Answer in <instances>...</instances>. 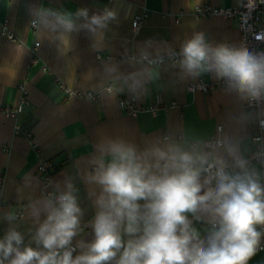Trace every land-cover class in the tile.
<instances>
[{
  "label": "crops",
  "instance_id": "1",
  "mask_svg": "<svg viewBox=\"0 0 264 264\" xmlns=\"http://www.w3.org/2000/svg\"><path fill=\"white\" fill-rule=\"evenodd\" d=\"M242 1L0 0V110L19 104L18 85L23 84L26 104L17 122L30 134V138L16 136L14 120L0 112V242L16 231L22 239L19 245L13 242L14 247L46 253L36 234L48 210L57 208L46 194L70 192L80 208L69 243L75 248L72 258L87 254L101 210L97 200L101 194L107 197L95 177L113 162L117 147L131 148L138 160L152 164L157 151L177 158L191 155L192 167L200 169V194L217 185L206 183L202 168L209 162L225 166L232 160L236 163L228 176L251 179L261 189L264 166L250 156L257 148L251 140L258 134L264 108L247 106L249 93L234 86L189 93L191 83H217L225 77L210 60L192 71L185 59L158 66L143 61L173 52L183 54L186 43L198 34L210 49L246 50L235 21L201 18L194 13L205 5L240 8ZM82 9L86 16L78 15ZM93 16L100 17L101 24H92ZM63 18L71 20V30L64 27ZM135 20L140 24L137 30L132 27ZM33 21L37 22L35 29L31 28ZM258 24L264 29V13ZM63 87L94 94L96 99L67 96ZM157 96L164 105L174 107L160 109L155 116L140 112L133 118L117 104L120 98H134L139 106L147 107ZM217 128H221L219 132ZM213 137L222 146L209 152L201 143ZM193 143L196 145L191 147ZM261 146L264 148V133ZM41 159L52 168L48 185L37 172ZM138 203L143 206L146 202ZM185 215L193 237L189 246L208 247L219 228V218L202 210ZM255 228L260 235L245 264L264 263V251L259 249L264 247V224ZM119 234L122 247L103 264H118L128 241L143 233L128 234L121 226ZM14 255L4 259L0 253V259L10 264Z\"/></svg>",
  "mask_w": 264,
  "mask_h": 264
},
{
  "label": "clouds",
  "instance_id": "2",
  "mask_svg": "<svg viewBox=\"0 0 264 264\" xmlns=\"http://www.w3.org/2000/svg\"><path fill=\"white\" fill-rule=\"evenodd\" d=\"M78 15L86 16L87 12L82 9ZM62 23L68 30L73 27L67 18ZM91 23L99 25L101 18L93 16ZM183 54L189 71L210 60L217 73L235 80L241 91L258 96L264 89V59L247 50L224 46L210 49L198 34L186 43ZM113 151V162L95 177L107 197L101 194L97 200L101 210L93 225L95 240L87 254L73 259L71 251H64L62 256L57 252L70 243L79 222L80 208L68 192L59 197V207L48 210L37 231V242L48 251L42 253L31 247L20 251L13 242L19 245L22 237L11 231L0 242L3 258L15 253L10 264H32L34 260L38 264H103L122 247L121 226L128 234H143L128 241L118 264H245L253 254L260 235L255 225L264 224V200L256 182L232 179L219 170L215 189L208 187L200 194V169L192 167L193 157L187 153L177 158L157 151L152 164L138 160L131 148L117 147ZM169 169L174 171L170 173ZM140 200L146 203L142 206ZM198 210L219 218V228L206 248L189 246L193 237L188 233L185 214Z\"/></svg>",
  "mask_w": 264,
  "mask_h": 264
},
{
  "label": "built area",
  "instance_id": "3",
  "mask_svg": "<svg viewBox=\"0 0 264 264\" xmlns=\"http://www.w3.org/2000/svg\"><path fill=\"white\" fill-rule=\"evenodd\" d=\"M196 16L201 18H208L213 16L222 17L226 20H233L237 23V28L240 33V44L245 48L250 55L258 58L264 59V29L261 28L258 24L259 15L264 13V0H243L240 8H217L209 5L202 7H197L194 10ZM37 22H31V28L35 29ZM139 21L135 20L132 22L133 29L137 30L139 27ZM11 40L12 38L9 37ZM38 47V43L34 45V49ZM185 59L184 54H179L177 52L170 53L168 55L160 56L155 59H145L143 60L149 66H158L164 63L177 64L181 60ZM236 86L235 80L229 76H225L217 83L198 81L191 83L187 86V91L189 93H194L197 90L200 92H210L217 87H230ZM238 88V87H237ZM20 91V102L15 107L6 106L0 110L1 114L5 117L14 120L13 131L16 136H23L25 138H30V134L22 129L20 124L17 122L19 115L22 113L23 106L26 104V92L24 90L23 84L18 85ZM63 92L67 96H77V97H86L92 100L96 99L94 94H81L71 88L63 87ZM107 91H110V88H107ZM249 99L247 100V106L253 107L256 109L264 108V89L260 90L258 96H252L249 93ZM119 108L125 112L128 116L135 118L140 112H148L152 116H155L156 112L160 109L168 110L169 108L174 107L175 104L164 105L161 101L160 96H157L155 102L151 106L142 107L139 106L134 98H120L118 101ZM221 128H217L219 132ZM264 133V119H260L258 122V134L252 137V142L257 144L255 151L251 153L250 158L256 162H260L264 166V148L261 146V136ZM196 144H191V147H194ZM201 145L207 151H213L216 148L222 146V142L213 137L207 141L201 143ZM236 160H232L225 166H218L211 162L207 163L203 169L202 177L210 182H217V172L223 170V172L228 176L231 172L232 167H234ZM37 172L40 175L43 183L48 185L51 180L52 168L48 161L41 159L37 166ZM62 194H52L47 193L46 196L52 202V205L59 207V197ZM261 200H264V184L261 186ZM216 227V224L213 225ZM264 251V247L259 248ZM64 251H71L72 255L75 252L73 245L68 244L65 248L60 250L58 253L60 256L63 255ZM264 264V263H263Z\"/></svg>",
  "mask_w": 264,
  "mask_h": 264
}]
</instances>
